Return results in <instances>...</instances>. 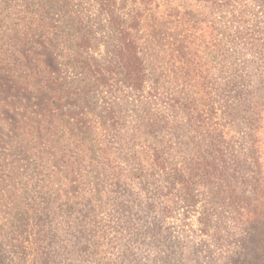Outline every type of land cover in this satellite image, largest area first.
<instances>
[{"label": "rangeland", "instance_id": "374dc122", "mask_svg": "<svg viewBox=\"0 0 264 264\" xmlns=\"http://www.w3.org/2000/svg\"><path fill=\"white\" fill-rule=\"evenodd\" d=\"M115 2L135 86L97 0H0V264H236L264 0Z\"/></svg>", "mask_w": 264, "mask_h": 264}, {"label": "trees", "instance_id": "16d2710c", "mask_svg": "<svg viewBox=\"0 0 264 264\" xmlns=\"http://www.w3.org/2000/svg\"><path fill=\"white\" fill-rule=\"evenodd\" d=\"M97 3L100 5L101 9L109 16V20L111 26H116L115 29L118 32L119 42L116 47V67L120 68V72L125 74L126 81L129 83H133L136 85V72L139 71V64L141 63V58L138 54V47L135 41H127V36L125 31H127V27H125L123 21L118 19V14L114 11L115 0H97ZM123 27V28H122ZM140 61V62H139ZM261 105V104H259ZM258 117L263 116L264 107H260L257 111ZM261 115V116H260ZM261 125H256L253 128V131L258 133L261 130ZM261 140L254 139L253 146H255V150L252 152V161L254 166H256V176L254 180V188L256 189L257 203H260V199L262 197V190L264 189V152L261 150ZM256 215L254 220H250L247 222L249 227L253 228L255 234L251 236L245 237V248L242 252L239 253L238 257H234V261L236 264H262V259L264 261V220L261 221V216L256 211L254 212ZM255 243V247L257 244H260L263 248L257 247V250L254 251L252 247ZM254 253V254H253Z\"/></svg>", "mask_w": 264, "mask_h": 264}]
</instances>
